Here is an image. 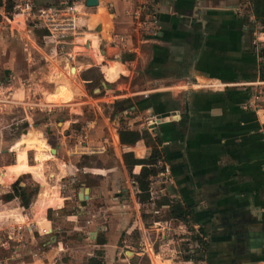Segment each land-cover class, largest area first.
Masks as SVG:
<instances>
[{
	"label": "crops",
	"instance_id": "obj_1",
	"mask_svg": "<svg viewBox=\"0 0 264 264\" xmlns=\"http://www.w3.org/2000/svg\"><path fill=\"white\" fill-rule=\"evenodd\" d=\"M129 8L130 0H97L95 6H86L76 33L67 38L69 44L62 50L55 47L45 28L34 26L33 32L43 30L48 39L42 43L32 40V45L40 50L48 69L53 62H59L55 75L67 78L71 85V79L76 77L79 99L87 98L80 103H86L91 113L80 121L78 115L86 104L82 105L81 112L76 109L75 119H59L57 133L48 128L50 123L46 121L34 122L31 111L49 117L56 109L75 104L78 97L71 103H49L54 107L52 112L33 108L34 102H46L44 93L53 89L55 75L49 69L48 88H44L34 70H29L26 77L17 75L5 69L0 57V92L12 90L14 100L13 104L0 106L1 112L22 110L23 119L18 122L23 120L26 126L21 128L20 136L30 138L33 133L34 138L46 140L31 145L33 149L25 145L18 150L24 154L26 165H44L46 183L36 181L34 173L21 171L8 184L0 183L1 192L9 193L7 187L11 189L22 175L30 176L38 186L25 213L35 222L37 232L42 227L52 230L48 237L38 240L50 241L47 245L45 242L43 264H63L66 259L76 258V248L87 246L93 251L86 264L95 257L103 264H116V260H123V253L129 258L127 264H135L139 254L146 255L149 264H155L152 247L146 252L143 229H155L158 254L177 264L172 255L177 245L172 232L166 231L167 225L162 230L155 224L161 221L162 225L170 215L155 218L146 202H138L137 193L145 192L148 185L134 182L123 158L126 152H132L135 158H146L151 146L142 139L134 145L121 144L118 136L121 123L131 130L148 132L137 124L129 125L136 116L157 113L160 121L148 133L153 138L157 135L158 148L170 165L171 199L190 207L191 221L206 238L205 253L196 264H264V97L260 110L244 107L255 88L248 84L262 80L258 76V50L264 46V33L250 11L249 0H159L161 29L154 39L146 41L133 32ZM14 25L26 27L14 23L8 31L13 32ZM113 33L124 36L125 46H120ZM5 35L1 34L0 41ZM134 75L141 83L132 89L121 78ZM109 78L116 87L107 82ZM210 83L218 86L210 87ZM69 90L70 87L65 93L59 92L61 96L55 99L64 100ZM77 122L79 127L70 130ZM42 126L47 128L46 136L39 133ZM94 131L97 137L92 135ZM100 131L105 136H100ZM83 134L86 137L80 140ZM0 137L1 142L9 144L1 154L14 157L13 162L0 163L4 173L5 167L17 162L13 143L18 137L5 140L1 132ZM33 150L43 153L45 159L33 164ZM31 154L33 162L29 161ZM81 158L97 166L80 163ZM140 169V165H134L132 173ZM80 173L90 174L98 182L78 187ZM20 184L27 185L23 180ZM44 186L58 192L52 203L56 207L51 204L44 217L37 220L33 205ZM80 188L87 198H78ZM72 189L77 191L72 194ZM72 195L82 206L70 205ZM103 201L106 205L86 215L87 205ZM67 204L71 207L68 211ZM65 221L76 230L72 241L65 240L66 231L61 228ZM169 223L177 228L182 222ZM97 237L103 243H97ZM131 242H138L140 250H133ZM161 244L165 255L161 254Z\"/></svg>",
	"mask_w": 264,
	"mask_h": 264
},
{
	"label": "built area",
	"instance_id": "obj_2",
	"mask_svg": "<svg viewBox=\"0 0 264 264\" xmlns=\"http://www.w3.org/2000/svg\"><path fill=\"white\" fill-rule=\"evenodd\" d=\"M158 4L159 0H130L128 15L132 21L133 32L143 41L154 39L161 29ZM85 8V0H0V36L10 30L14 23L24 26L32 23L34 26L45 28L55 47L62 50L69 44L67 38L76 33L80 19L86 14ZM112 37L119 42L120 46H125L126 42L122 34L113 33ZM258 59L260 60L259 56ZM208 86L215 87L218 84L210 83ZM248 86H255V88L251 97L244 103V107L260 110L264 97V80L257 81V83L251 82ZM13 103L12 90L0 92V106ZM31 105L43 112H52L54 109L51 104L46 102L39 103L37 101ZM1 109L2 107H0V112ZM159 121L160 117L157 113H150L136 116L134 123H130L129 126L137 124L138 128L152 132V128ZM85 137L86 135L83 134L79 138L82 140ZM156 146L160 155L154 165L155 172L148 178V188L146 189L148 193L146 206L149 213L155 218L162 217L163 214L170 215L171 205L161 201L163 198L174 197L169 191V186L173 183L170 165L164 153L158 148L160 145ZM1 168L0 165V173ZM71 183H73L72 180ZM9 204L12 205L7 207ZM1 207L5 209H0V264H43L45 246L50 241L39 242L38 240L41 241L42 236L48 237L52 234V230L42 227L37 232L35 222L27 217L18 196L4 200V203L0 204ZM169 221L170 219L166 220L162 225L161 221L160 223L157 221L158 223L155 222V224L162 230L167 225L166 231L172 232L174 240L177 242L176 251L172 252L175 263L189 264L183 258L178 236L186 235L190 238V236L197 235L205 241V235L193 221L182 222L177 228H173ZM35 232H37L38 238H36ZM45 242H47L46 245Z\"/></svg>",
	"mask_w": 264,
	"mask_h": 264
},
{
	"label": "rangeland",
	"instance_id": "obj_3",
	"mask_svg": "<svg viewBox=\"0 0 264 264\" xmlns=\"http://www.w3.org/2000/svg\"><path fill=\"white\" fill-rule=\"evenodd\" d=\"M13 27H14L13 32H10V31L4 32L7 35H5V37H3L0 41V43H1L0 57H1V61H3V63H4V66L7 67L5 69H7V70L9 69L10 71L15 72L17 75H20L23 77L27 76V72L29 70H34L36 73V75H35L36 80L40 83L41 86H44V88H48L47 86H48V79H49V69L53 75H55V73H58L59 68H60L59 62H56V63L53 62L52 64L49 65V69H48V67L45 63V60H44L42 54L40 53V50L32 45L33 44L32 40H37L39 43H42L41 38L36 36L35 31L34 32L32 31L34 29V25L32 23L27 24L24 29L19 28L20 26H15V25ZM29 30H31V31H29ZM262 43H264V42H262ZM27 52L30 53L29 59L27 58V56H28ZM47 63H49V61H47ZM66 64H67L66 62H63L62 65L66 68ZM80 75H83V74H80ZM110 80H112V78H109V81H107V82L114 85V87H116V83L114 81H110ZM121 80H123L122 82L127 83L128 87H132V89H134V84H140L141 83V80L138 78L137 75L136 76L134 75L131 78H128V76H123L121 78ZM71 81H72L73 85H71V83L69 82V80L67 78L62 77V75H55V78H54L55 84H54L53 89L51 91L44 93L46 96L45 97L46 102H48V103H71V102L75 101L79 95L78 93L80 91V88L76 82V77L72 78ZM58 83H59V87L57 88V87H55V85L56 84L58 85ZM61 83H62V85H61ZM68 87H70V90H69L70 94H68V96H66V98L64 100L57 101L55 99V97H60L62 94L61 93L59 95L58 93L61 91H64ZM49 92H52L50 94V96L48 95ZM65 92L66 91H64V93ZM85 99H87V98L85 97L83 99H79V97H78L75 104L73 103L72 105H67V106L61 107L59 109H56V111L53 114H51L49 117L44 116V114H41L38 111H31L32 112V119L34 122H38V123L39 122H45V121L47 123H50L48 128L51 127L53 129V131L55 133H57L56 128H58L60 126V123L58 122L59 119H61V118H65V119L67 118L70 120L75 119L77 116L76 109H78V111L81 112L80 108L82 107V105H84L86 103L83 104V103H80V101H83ZM10 109L3 111V112H0V132L4 133V139L5 140H12L13 138L16 139L18 137L13 143V147H15V149H16L15 160L17 159V161L20 164L26 165L25 156H24V154L19 153L18 146L22 145V144L24 146L29 145V149H33L34 146H31V145L37 143L38 141L42 142L43 140H38V139L34 138L35 136L33 133H31L32 137H30V138H29V136H27L25 134L20 136V134L22 132L21 128L24 129V127L26 126V123H24L23 120H22V123L18 122V119H21V118L23 119V115H22L23 112H22V110L17 111L16 108H12L11 110ZM81 109H82V112L81 113L79 112L80 114L78 115L81 118L80 121L82 119L86 118L88 114H91L90 110H89V106L87 104L85 106H83ZM79 125H80L79 122H77L76 124H72L70 130L75 131V129L78 128ZM45 129H47V128L44 126H42L39 129L40 130L39 133L44 134L43 136H46L45 135L46 134ZM95 131L93 132L92 135L97 137ZM103 135L104 134L102 133V131H100V136H103ZM54 137H56V139H57L58 135L54 134ZM49 138H51V136ZM43 142H46V140ZM8 147H9V144L7 142H1L0 141V163L7 164L9 162L14 161V157L10 153L3 154V155L1 154V150L7 149ZM40 147L42 149H44L42 146H40ZM29 149H27L26 152ZM33 151L35 153V161L33 164L40 162V161L45 159L43 153L36 152L35 150H33ZM24 153H25V151H24ZM33 160H34V158L31 154L29 156V161L33 162ZM80 163L88 164L91 166L96 164L92 160L83 159V158L80 159ZM34 166H40V165H34ZM95 166H97V165H95ZM24 172L30 173L27 170H25ZM20 178L24 182H26L28 186L31 185L29 187L34 186V184H33L34 180L30 176L22 175ZM95 182H98V181L94 180V178L92 176H90V174L80 173V179H79L78 187H83V186L89 187L90 185H93ZM7 188L9 189L8 191L11 190L9 187H7ZM74 191H77V190L72 189V194L74 193ZM6 193H8V192L3 193V192H1V189H0V204L4 203V200H5L4 195ZM76 201H77L76 198L72 195V200H71L70 205L71 206L79 205L80 203L77 204ZM99 205L100 206L106 205V202L105 201H103L102 203L94 202L92 204L87 205L86 209H85L86 215H91L92 211L95 208H97V206H99ZM10 206L11 205H9L7 207H10ZM0 209L4 210L5 208L1 207ZM66 209H67V211L69 209H71L69 204H67ZM75 209H77V208H75ZM50 216H51V213H50ZM83 221H85V220L83 219ZM62 226L63 227H61V228L66 231L65 232V235H66L65 240L66 241L67 240H69V241L74 240L73 234L76 233V230H72L73 227H72V225H70V222L65 221L64 224H62ZM67 232H70V234H68L69 235L68 237H67ZM131 243H132L131 245L134 246L133 250H135V251L140 250L138 242H137V245L134 242H131ZM71 244H73V243L71 242ZM137 246H138V248H137ZM76 249H77V251L75 253H78L77 254L78 256L76 255V258H70L68 261L66 259L65 260L66 262L63 264H86L87 263V259L90 255V252L93 251L91 246H87V248H85V249H80V250H78L79 248H76ZM160 251H161L162 255H165L166 252L164 251L163 245H161ZM122 257H123V260H121V261L116 260V264H127V261L129 259L128 256H126V254L123 253ZM134 262H135V264H149L147 256L144 254H139L138 258H134Z\"/></svg>",
	"mask_w": 264,
	"mask_h": 264
},
{
	"label": "trees",
	"instance_id": "obj_4",
	"mask_svg": "<svg viewBox=\"0 0 264 264\" xmlns=\"http://www.w3.org/2000/svg\"><path fill=\"white\" fill-rule=\"evenodd\" d=\"M250 11L253 14L255 20L259 22L261 26V31L264 32V0H249ZM245 20H248V17L245 16ZM36 36L40 37L42 41L48 39V34L43 30H35ZM260 57V62L258 65V76L260 79L264 80V46H261L258 50ZM119 141L121 144L125 145H134L138 140H144L151 146V153L146 158H135L132 152L123 153V158L125 160L126 168L130 174V177L134 180L137 185L141 183L148 184V178L151 174L155 172L154 165L157 161L160 151L157 149L156 145L159 140L157 135L155 138L146 131H136L127 128L124 124H120L118 129ZM134 165H140L141 169L139 173L133 174L132 168ZM22 180L18 179L14 184H12L11 190L6 194L8 199L13 198L14 196H19L21 200V206L24 208L27 207L30 203L33 195L36 194L38 186L34 185L33 188L27 185L22 186L20 184ZM148 199V195L145 192L137 193V200L141 204H145ZM161 202L169 203L170 206V222L173 225H177L181 222L191 221L192 214L191 209L187 205H181L175 203L173 199L163 198ZM51 207H56L52 205ZM49 210V214H50ZM138 236V232H136ZM156 233L152 229H143V241L145 247H152L153 262L159 264L161 261L171 264L170 260H164L158 254L156 246ZM179 245L180 250L183 254L185 261H188L189 264H196L202 259V254L204 255L206 250V241H203L197 235L187 237L186 235H179ZM97 243H103V240H100L98 237L96 239ZM193 244V245H192ZM98 256H101V252H97ZM89 264H103L98 258H91Z\"/></svg>",
	"mask_w": 264,
	"mask_h": 264
},
{
	"label": "bare ground",
	"instance_id": "obj_5",
	"mask_svg": "<svg viewBox=\"0 0 264 264\" xmlns=\"http://www.w3.org/2000/svg\"><path fill=\"white\" fill-rule=\"evenodd\" d=\"M69 68V67H68ZM69 70V69H68ZM71 77H74V72L71 70L70 75ZM62 85V83H61ZM59 87V83L57 85ZM24 145H19L18 150L23 149ZM29 171L31 173H34V178L39 183H42L43 185L45 182V168L44 165L40 166H28L24 164H20L18 161L13 164L5 167L4 173H1L0 175V183L2 186L8 184L9 182L16 179L18 175L21 174V171ZM43 193L40 195V197L36 200V202L33 205V210L35 213V216L37 220L42 219L45 215V210L47 207H50L52 203H55L56 198L58 197V192L54 189H49L44 186ZM53 205V204H52ZM43 222V221H42ZM155 230V229H154ZM148 251V247H146V252Z\"/></svg>",
	"mask_w": 264,
	"mask_h": 264
},
{
	"label": "water",
	"instance_id": "obj_6",
	"mask_svg": "<svg viewBox=\"0 0 264 264\" xmlns=\"http://www.w3.org/2000/svg\"><path fill=\"white\" fill-rule=\"evenodd\" d=\"M97 4V0H86V6L88 7H93ZM54 152V150H52ZM78 198L81 200L83 198H87V195H84V189L80 188L79 193H78Z\"/></svg>",
	"mask_w": 264,
	"mask_h": 264
}]
</instances>
